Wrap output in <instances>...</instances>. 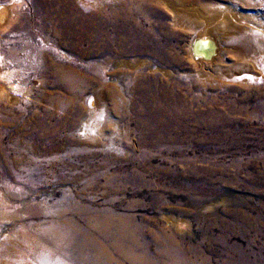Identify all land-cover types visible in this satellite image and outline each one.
<instances>
[{"label": "rangeland", "instance_id": "374dc122", "mask_svg": "<svg viewBox=\"0 0 264 264\" xmlns=\"http://www.w3.org/2000/svg\"><path fill=\"white\" fill-rule=\"evenodd\" d=\"M205 1L0 0L15 262L264 264V0Z\"/></svg>", "mask_w": 264, "mask_h": 264}, {"label": "bare ground", "instance_id": "6f19581e", "mask_svg": "<svg viewBox=\"0 0 264 264\" xmlns=\"http://www.w3.org/2000/svg\"><path fill=\"white\" fill-rule=\"evenodd\" d=\"M170 1V0H169ZM172 1V0H171ZM205 1V0H204ZM17 2V1H16ZM16 2H14V4L16 3ZM201 2H202V0H201ZM200 2V3H201ZM206 2V1H205ZM209 3V2H208ZM170 4V3H169ZM201 4H203V6L202 7H205V8H215V7H217V6H214V5H212L211 6V4L209 3V4H206V3H201ZM203 12V11H202ZM174 14V13H173ZM217 15V14H216ZM216 15H214V16H216ZM7 16H8V14H7V11H6V9H5V7H3V6H0V29H1V27H3V25H4V23H6V19H7ZM204 17V16H203ZM221 18V17H220ZM226 18V17H225ZM204 19H206V18H204ZM228 19H229V17H228ZM232 20V19H231ZM188 21V20H187ZM195 22V21H194ZM203 22V21H202ZM224 23V22H223ZM201 24V23H200ZM221 24V23H220ZM203 25V24H202ZM225 26H227V28H229L230 26H231V24H230V22L227 20V22L225 23ZM201 27H203V26H201ZM195 28H197V27H195ZM204 29V28H203ZM210 32V31H209ZM253 32V31H252ZM254 33V32H253ZM246 34V33H245ZM258 39V41L257 42H259V44L260 45H262V38L261 37H259V38H257ZM238 40V39H237ZM257 44V43H256ZM264 44V43H263ZM245 46H246V44H245ZM243 49V48H242ZM262 49V48H261ZM246 50V49H245ZM259 50V49H258ZM249 51V50H248ZM261 52V51H260ZM264 52V51H263ZM242 53V52H241ZM257 53V52H256ZM259 54V53H258ZM256 55V54H255ZM260 55V54H259ZM256 56H258V55H256ZM258 57H260V56H258ZM242 62V61H241ZM14 76V72H12V71H9V70H0V97H2V94H4V96H6L5 98L6 99H8V100H11V99H14L15 98V95H14V92L16 91V88L18 87V86H16L17 85V82H16V84H14L13 82H12V77ZM16 76V75H15ZM69 79V78H68ZM14 81V80H13ZM18 98V97H17ZM101 109V108H100ZM91 113V112H90ZM99 221V220H98ZM15 231V230H14ZM22 231V230H21ZM20 231V232H21ZM16 232V231H15ZM19 232V233H20ZM130 232V231H129ZM13 234V233H12ZM18 234V233H17ZM22 234V233H21ZM131 234V233H130ZM14 235V234H13ZM100 235H102V234H100ZM104 236V235H103ZM106 236H107V234H106ZM22 237V236H21ZM23 238H25V236H23ZM28 238V237H27ZM27 238H25V239H27ZM17 239V238H16ZM31 239V238H30ZM35 239V238H34ZM33 239V240H34ZM91 239H92V237H91ZM0 240H2L1 242H6V241H11L12 239H11V235H6L5 234V236L4 237H2V239H0ZM32 240V241H33ZM40 240V239H39ZM16 241V240H15ZM88 241H90V239L88 240ZM41 242V241H40ZM14 243V242H13ZM16 243V242H15ZM27 243H28V241H27ZM85 243V242H84ZM3 244V243H2ZM2 244H0V249H1V245ZM8 244H10V243H8ZM30 244V243H29ZM33 244V243H32ZM87 244V243H86ZM96 244V243H95ZM117 244V243H116ZM4 245V244H3ZM22 245V244H21ZM27 245V244H26ZM31 246V245H30ZM30 246H29V248H30ZM37 246H39L38 248H37V250L35 249V248H33V247H35V246H33V247H31L30 249H31V251H37V253H38V256H37V258H39L38 260H39V262H40V264H58V263H62V258H59V257H56V258H53V255H52V253L50 252V250H45V249H43L44 248V245H43V243H42V245L41 244H39V245H37ZM43 246V247H42ZM90 246V245H89ZM101 246V245H100ZM40 247H41V249H40ZM95 247V246H94ZM2 248L3 249H1L2 250V253H3V255L5 256V259H2V256H1V259H0V264H30V263H28V262H26L24 259H23V261H22V259H21V257L15 262V253H13V251L10 249V247H9V245H6V246H2ZM45 248H46V246H45ZM91 248V247H90ZM97 248V247H96ZM93 249V248H92ZM121 250H122V248H120ZM174 249V248H173ZM14 250V249H13ZM91 250V249H90ZM169 250H171V249H169ZM28 251V250H27ZM14 252H15V250H14ZM17 252V251H16ZM29 252H30V250H29ZM121 252V251H120ZM127 252V251H126ZM172 252V251H171ZM173 252H175V251H173ZM55 253V252H54ZM93 253V252H92ZM91 253V254H92ZM128 253V252H127ZM22 254V253H21ZM103 254V253H102ZM105 254V253H104ZM23 255V254H22ZM99 255V254H98ZM123 255V254H122ZM121 255V256H122ZM130 255V254H129ZM136 255V254H135ZM134 255V256H135ZM25 256V255H24ZM27 256V255H26ZM35 256V255H34ZM57 256V255H56ZM105 256V255H104ZM128 256V255H127ZM126 256V257H127ZM61 257V256H60ZM101 257V256H100ZM108 257V256H107ZM125 257V256H124ZM27 258V257H26ZM95 258V257H94ZM96 258H98V257H96ZM106 258V257H105ZM129 258V257H128ZM131 258V257H130ZM129 258V259H130ZM138 258V257H137ZM28 259V258H27ZM89 259V258H88ZM98 260V259H97ZM134 260V259H133ZM143 260V259H142ZM142 260H140V261H142ZM83 261V260H82ZM109 261H111V260H109ZM31 262V261H30ZM87 262V261H86ZM86 262H84V263H86ZM93 262V261H92ZM108 262V261H107ZM90 263V262H89ZM99 263V262H98ZM103 263V262H102ZM32 264V263H31ZM105 264V263H104Z\"/></svg>", "mask_w": 264, "mask_h": 264}, {"label": "water", "instance_id": "95a60500", "mask_svg": "<svg viewBox=\"0 0 264 264\" xmlns=\"http://www.w3.org/2000/svg\"><path fill=\"white\" fill-rule=\"evenodd\" d=\"M199 55H201V56H204V57H207V56H208V57H210L212 54H211V52H210V53H208V55H207V56H205V54H204V55H202V54H196V56H199ZM194 56H195V54H194ZM196 56H195V57H196Z\"/></svg>", "mask_w": 264, "mask_h": 264}]
</instances>
